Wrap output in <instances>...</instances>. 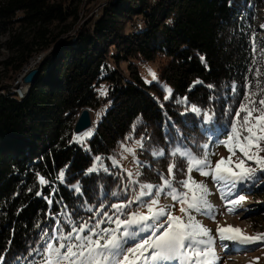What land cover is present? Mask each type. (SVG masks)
<instances>
[{
    "label": "trees",
    "instance_id": "1",
    "mask_svg": "<svg viewBox=\"0 0 264 264\" xmlns=\"http://www.w3.org/2000/svg\"><path fill=\"white\" fill-rule=\"evenodd\" d=\"M83 2L0 0L5 70L14 79L32 57L44 53L37 66L39 75L23 99L12 93V83L0 85L3 264H30L35 254L29 253L37 246L41 229L52 223L50 209L56 213L67 205L70 212L87 219L92 214L83 210L85 201L107 205L124 199L111 197L110 192L127 183L122 180L125 170L135 173L139 168L142 182L159 183L158 173L167 175L172 159L168 152L176 141L182 140L196 153L203 144L211 151L218 145L217 137L225 138L229 112L238 108L244 85L256 79L248 69L264 72L260 56L264 38L256 26L264 0H108L79 26ZM143 62L158 64L159 80L172 88L170 99H164L158 84L142 80L136 64ZM259 79L264 81V76ZM103 82L108 86L104 98L97 91ZM185 97L187 105L211 115V133L177 102ZM101 105L108 108L95 123L93 114ZM85 108L93 134L81 144L73 140L81 133L72 130ZM141 137L144 148L135 149V159L141 163L133 159L129 169L113 167L109 157L119 160L120 145ZM160 149L165 158H154L151 151ZM96 156L103 158L109 173H86ZM175 163L176 180H181L184 165L180 157ZM61 170L63 183L56 179ZM37 173L58 189L51 205L44 199L51 190L38 184ZM259 181H264V172L257 171L244 191L251 192ZM76 183L83 195L72 189Z\"/></svg>",
    "mask_w": 264,
    "mask_h": 264
},
{
    "label": "snow or ice",
    "instance_id": "2",
    "mask_svg": "<svg viewBox=\"0 0 264 264\" xmlns=\"http://www.w3.org/2000/svg\"><path fill=\"white\" fill-rule=\"evenodd\" d=\"M260 56L264 58V49H261ZM256 63L254 58L252 64ZM248 71L253 72L256 79L246 82L238 108L234 114L229 112L232 118L222 133L225 138L217 137L215 140L216 144L226 148L229 153L227 158L221 157L213 164L211 156L215 153L208 151V144L200 145L202 151L196 153L182 140L176 141L168 152L172 159L167 164V175L158 173L159 183L142 182L139 168L135 173L125 170L126 177L122 180L126 179L127 183L118 186L120 191L110 192V196L117 199L123 196L120 202L106 205L101 201L99 205H92L85 201L83 210L92 214L87 219L70 212L67 205L56 213L50 209L48 215L52 223L41 229L37 246L29 253L35 254L30 264H220L221 258L216 253L217 241L226 252L230 246L234 251L252 250L247 246L264 242V233L247 235L232 225L217 224L213 235L212 229L197 219V215H203L215 220V205L209 200L212 192L206 183L198 182L192 176L195 171L201 176L211 177L226 211L235 214L246 200L243 187L249 186L257 171L264 172V155H261L264 153V81L259 79L264 72L259 68H249ZM148 73L153 80L157 79L154 71L148 69ZM165 91L167 95L164 99L168 100L172 90L165 87ZM231 91L237 93L235 84L231 86ZM100 94L106 95L107 90L101 89ZM177 102L186 103L187 98ZM190 111L201 114V109L195 105ZM211 119V115L204 113L205 121ZM92 134L88 130L74 136L73 140L83 144ZM126 139L131 140L132 137ZM135 145L143 149V137L136 140ZM120 148L136 158L133 147L122 143ZM151 155L165 158V151L152 150ZM176 157H180L184 165L181 169L184 178L181 180H176L174 172ZM233 157L236 159L233 160ZM109 159L113 167L119 166L115 157ZM135 162L138 165L141 163L138 159ZM100 171L109 173V168L104 165L102 157L96 156L86 173ZM37 177L39 185L50 188V195L44 196V199L51 205L58 189L39 173ZM56 179L64 182V170L58 173ZM72 189L83 195L79 183L72 185ZM35 194L41 196L42 192ZM161 196L172 203L161 204ZM56 203L61 204V201ZM177 204L181 215L174 214ZM133 205H136V210H133ZM0 264H3V257H0Z\"/></svg>",
    "mask_w": 264,
    "mask_h": 264
},
{
    "label": "rangeland",
    "instance_id": "3",
    "mask_svg": "<svg viewBox=\"0 0 264 264\" xmlns=\"http://www.w3.org/2000/svg\"><path fill=\"white\" fill-rule=\"evenodd\" d=\"M82 6H81V12H80V24H82L83 20L87 15L92 16L96 15L98 12V7L102 5L104 2L108 0H84ZM87 1V2H86ZM90 13V14H89ZM264 8L261 10V14L258 15L256 19V26L257 28L261 31L259 34L260 37L264 38ZM78 29V27H77ZM5 37L0 36V43L3 42ZM44 53H40L32 57L27 63V66H25V69L28 68L29 66H33L34 61H37L40 58H43ZM7 57V53L4 49L0 48V85L3 84H9L12 83L14 85L15 82L18 81V76H21L23 71L25 72V69H23L21 72L17 74L16 77L13 79V75L5 70L4 66L2 65V62ZM32 63H31V62ZM31 63V64H30ZM40 61H38L39 65ZM30 64V65H29ZM137 69L140 77L142 80L145 82L150 81V83H156L158 84L164 91V97L167 95L165 91L166 88H172L168 85L163 84L158 77V64L154 62H143V63H137ZM123 69L126 68V64H122ZM37 68V67H36ZM35 69V68H34ZM148 69H151L156 73V80H153L152 77L148 73ZM32 70V69H27V73ZM26 73V74H27ZM25 74V75H26ZM25 75L21 76V80L18 83V90H21V94H25L28 92L29 85L24 84L22 82V77ZM146 83V82H145ZM146 83V84H150ZM22 86V87H21ZM108 86L106 82H103L99 85L98 87V93L99 95L104 98L105 95L100 94L101 89H106L107 90ZM183 99V98H181ZM180 99V100H181ZM182 105H185L187 107V110L190 111L191 106L187 105L186 103H181ZM108 108L107 105H101L98 107L94 114H93V121L96 123L100 119V117L104 114L106 109ZM197 117L201 119V121L204 124V127L208 132H212V127H211V120L210 121H205L204 120V113H201L200 115H197L194 113ZM91 130L93 133V129L89 128L85 131ZM84 131V132H85ZM83 133V132H82ZM81 133V134H82ZM92 136V135H91ZM90 136V137H91ZM90 137L86 138L89 139ZM130 147H133L136 149L135 142L131 143L130 145H127ZM210 153H215V155L211 156V160L213 164L217 160H219L221 157L227 158L229 153L226 150L225 147L222 145L218 146L216 145L214 148H211ZM262 155V153H261ZM237 156H240V153L237 152ZM126 157V158H125ZM134 158L132 155L128 153H124L121 151V155L119 158V165H124V167H128L131 163V160ZM236 157H233V160H235ZM192 176L196 181H202L206 183L209 187V189L212 192V195H210L209 200L210 202L215 205V211H216V218L215 220L209 219L203 215H197V219L200 220L206 227L212 229L213 235H215V229L217 227V224L220 225H232L234 227H238L244 231L245 234L247 235H254L256 233H264V181H259L255 184L254 189L249 192V191H244L243 189V194L246 196V200L243 203L242 208H239L235 214H229L226 211L225 204L224 202L220 199L219 193L216 191V188L213 184V181L211 177H204L199 175L197 172L193 171ZM167 203H172L170 200L166 199L164 196H161V204H167ZM179 205L177 204L175 209H174V214L176 215H181L179 212ZM136 208V207H135ZM134 208V210H136ZM225 243H230V242H225ZM249 249L252 250H239V251H234L232 247L230 246L227 252L225 249L221 248L220 242L217 241L216 244V253L217 255L221 258L220 264H264V242L258 243L256 245H250L247 246ZM258 258V259H257Z\"/></svg>",
    "mask_w": 264,
    "mask_h": 264
},
{
    "label": "water",
    "instance_id": "4",
    "mask_svg": "<svg viewBox=\"0 0 264 264\" xmlns=\"http://www.w3.org/2000/svg\"><path fill=\"white\" fill-rule=\"evenodd\" d=\"M39 75V68H35L30 70L24 77H22V82L27 85H31L35 82L37 76ZM93 125L91 115L88 109H82L78 114L74 125H73V133L80 134L85 130L91 128Z\"/></svg>",
    "mask_w": 264,
    "mask_h": 264
},
{
    "label": "built area",
    "instance_id": "5",
    "mask_svg": "<svg viewBox=\"0 0 264 264\" xmlns=\"http://www.w3.org/2000/svg\"><path fill=\"white\" fill-rule=\"evenodd\" d=\"M42 60V58H40V59H38L37 61H34V63H33V66H29L28 68H26L25 69V72H23L22 74H21V76L22 75H25L26 73H27V69H34V68H36L37 66H38V61H41ZM21 76H18L19 78H18V81L17 82H15L14 83V85H12V87H11V91H12V93L13 94H18L20 91H18V83L20 82V80H21Z\"/></svg>",
    "mask_w": 264,
    "mask_h": 264
},
{
    "label": "bare ground",
    "instance_id": "6",
    "mask_svg": "<svg viewBox=\"0 0 264 264\" xmlns=\"http://www.w3.org/2000/svg\"><path fill=\"white\" fill-rule=\"evenodd\" d=\"M30 62H31V61H30ZM31 63H32V62H31ZM31 63H30V64H31ZM30 64H29V65H30ZM26 66H27V65H26ZM23 69H25V67H24ZM23 72H24V71H23ZM21 87H22V86H21ZM18 91H20V92H19L18 94H16V96L18 97V99H23V98L25 97V94H26V93L23 95V94H21V90H18Z\"/></svg>",
    "mask_w": 264,
    "mask_h": 264
}]
</instances>
